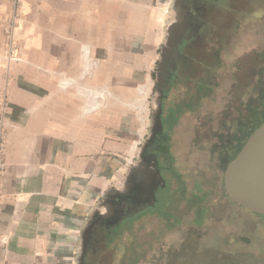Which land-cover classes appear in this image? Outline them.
Here are the masks:
<instances>
[{"label": "crops", "instance_id": "crops-1", "mask_svg": "<svg viewBox=\"0 0 264 264\" xmlns=\"http://www.w3.org/2000/svg\"><path fill=\"white\" fill-rule=\"evenodd\" d=\"M173 2L22 0L7 66L2 22L10 0H0V92L7 72L9 122L0 264H76L91 213L126 176L125 158L151 116L115 103L87 108L79 89L65 84L107 86L124 102L139 86L149 92ZM85 58L98 61L89 75Z\"/></svg>", "mask_w": 264, "mask_h": 264}, {"label": "flooded vegetation", "instance_id": "flooded-vegetation-1", "mask_svg": "<svg viewBox=\"0 0 264 264\" xmlns=\"http://www.w3.org/2000/svg\"><path fill=\"white\" fill-rule=\"evenodd\" d=\"M179 9L172 32L179 40L170 51L165 47L159 52L153 70L163 92L161 129H147L128 167L129 175L108 190L91 213L76 264H135L134 258L142 259L146 250L142 244L136 246L134 238H148L133 232L136 225L157 221L166 228L174 222L176 226L186 223L192 229L201 227L195 224L198 210L193 205L199 185L195 182L189 188L196 175L192 168L186 172L180 169L173 135L181 117L197 113L213 94L222 67L220 53L241 22L234 17L264 10V0H182ZM246 120L239 117L235 122L238 136L226 145L222 143L220 149L230 150L239 142ZM209 121L207 114L199 127L204 128ZM201 136L196 130L187 146L198 150Z\"/></svg>", "mask_w": 264, "mask_h": 264}, {"label": "rangeland", "instance_id": "rangeland-1", "mask_svg": "<svg viewBox=\"0 0 264 264\" xmlns=\"http://www.w3.org/2000/svg\"><path fill=\"white\" fill-rule=\"evenodd\" d=\"M237 18L241 22L220 53L222 67L213 94L197 113L181 117L173 135L174 153L181 161L180 169L186 172L192 168L196 175L189 188L196 182L204 192H209L207 219L198 229H192L186 223L166 228L163 222L157 221L136 225L133 232L148 238H134L135 245L142 244L146 250L145 256L135 264H264V217L231 202L224 194L222 184L221 156L224 151L220 149L221 144L226 145L238 136L235 122L239 117L242 121L254 118L260 94L259 78L264 76V10L244 16L239 13L234 17ZM2 29L4 33V20ZM66 86L79 89L87 99V108L94 109L96 102V108L115 103L133 114L146 112L151 116L154 76L146 95L140 94L138 88L133 100L125 102L115 99L107 86L95 83H67ZM142 97H145L144 105ZM207 114L210 121L204 128L199 127L200 119ZM198 129L202 135L199 149H191L186 142ZM123 240L127 242L128 239Z\"/></svg>", "mask_w": 264, "mask_h": 264}, {"label": "water", "instance_id": "water-1", "mask_svg": "<svg viewBox=\"0 0 264 264\" xmlns=\"http://www.w3.org/2000/svg\"><path fill=\"white\" fill-rule=\"evenodd\" d=\"M182 0H174L173 17L166 26V40L160 52L167 47V52L178 42L173 35L176 27L175 13ZM155 86L150 117L151 132L161 129L163 92L159 76L154 78ZM130 170L126 172L129 175ZM222 184L227 198L239 206L264 217V119L252 130L236 155L226 164L223 170Z\"/></svg>", "mask_w": 264, "mask_h": 264}, {"label": "built area", "instance_id": "built-area-1", "mask_svg": "<svg viewBox=\"0 0 264 264\" xmlns=\"http://www.w3.org/2000/svg\"><path fill=\"white\" fill-rule=\"evenodd\" d=\"M22 0H10V13L4 19V36H5V59L8 63L15 59L14 49L16 47V28L20 19V9ZM98 66L97 60L85 58L83 70L85 74H91V71ZM8 71V67H6ZM5 85L3 90L0 92V193H1V181L5 169V148L7 145V134L9 128V122L7 118L8 109V74L6 72ZM66 85V84H65ZM141 89L140 94L146 95L147 87L139 86ZM101 92L103 89L101 88ZM102 98H100L101 100ZM102 101V100H101ZM100 101V102H101ZM133 156L125 158V165L129 167L131 165ZM7 242V236L0 235V247H3Z\"/></svg>", "mask_w": 264, "mask_h": 264}, {"label": "trees", "instance_id": "trees-1", "mask_svg": "<svg viewBox=\"0 0 264 264\" xmlns=\"http://www.w3.org/2000/svg\"><path fill=\"white\" fill-rule=\"evenodd\" d=\"M259 84H260V94H259V100H257L258 106L255 108L256 110L255 116L254 118L246 120V129L241 131V137L239 142L236 143L232 149L224 150V153L221 156L223 169L225 168L226 164L236 155V153L242 147L243 143L245 142L249 134L252 132V130L256 128L264 119V76H261L259 78ZM180 191H182V189H180ZM208 194L209 192H204L201 186H199V195L193 201L194 207H197L198 210L197 216L195 217V224L198 226H202V224L207 219V214L209 213V206L206 200ZM176 225L177 224L175 222L172 224H168V228L175 227ZM139 258H140L139 256L135 257L133 263L139 261Z\"/></svg>", "mask_w": 264, "mask_h": 264}, {"label": "bare ground", "instance_id": "bare-ground-1", "mask_svg": "<svg viewBox=\"0 0 264 264\" xmlns=\"http://www.w3.org/2000/svg\"><path fill=\"white\" fill-rule=\"evenodd\" d=\"M95 104V107H97L96 105H97V102L96 103H94Z\"/></svg>", "mask_w": 264, "mask_h": 264}]
</instances>
